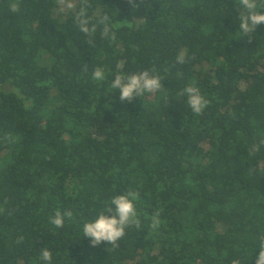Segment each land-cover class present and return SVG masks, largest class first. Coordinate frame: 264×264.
<instances>
[{"label":"trees","instance_id":"trees-1","mask_svg":"<svg viewBox=\"0 0 264 264\" xmlns=\"http://www.w3.org/2000/svg\"><path fill=\"white\" fill-rule=\"evenodd\" d=\"M18 3L13 14L0 0V264H45V247L51 264H255L264 146L248 149L264 140V24L239 36L235 0H92L134 27L90 45L54 0ZM144 69L166 96L121 103L115 75ZM189 84L210 102L200 115L178 95ZM129 191L141 228L91 246L83 223ZM58 209L72 212L62 229Z\"/></svg>","mask_w":264,"mask_h":264},{"label":"clouds","instance_id":"clouds-1","mask_svg":"<svg viewBox=\"0 0 264 264\" xmlns=\"http://www.w3.org/2000/svg\"><path fill=\"white\" fill-rule=\"evenodd\" d=\"M238 5L239 12V36H248L251 39L257 27L264 24V13L259 10L264 9V0H235ZM127 3L136 8L145 5V0H127ZM92 0H54V11L58 16L71 15L79 32L84 34L88 40L87 43L94 45V37L99 31L100 37L106 41L112 42L116 39V33L122 28H133V19L123 22H113L110 15L106 12H92ZM8 9L11 13L19 11L18 0H9ZM135 21L139 22L140 19ZM238 36V37H239ZM187 50L181 49L176 55V63L184 64L187 62ZM194 58V57H193ZM87 71V68H85ZM92 79L103 82L107 79L105 70L97 66L92 72ZM163 76L156 73L155 69H144L139 72L130 74H117L111 81L110 87L117 90L121 103H132L135 98L144 96L145 94L164 93L166 96L165 86L162 84ZM179 96L186 97V102L191 111L200 115L204 112L210 103L200 89L192 84L183 88ZM10 141V138H6ZM261 146H264V140L253 143L249 146L248 155L256 157L260 152ZM255 171V167H253ZM138 193L126 192L124 194L112 197L111 205L106 211L100 212L96 218L87 220L82 225L83 237L89 239L91 246L96 247L102 243L111 245V248L119 247L125 234L126 229L135 227L141 228V220L138 218L136 201ZM7 201L5 200V204ZM3 208L0 207V211ZM71 211L61 212L59 209L54 216L50 217V223L57 229H62L65 224V218H71ZM160 213L153 215L150 222V228L155 231L160 227ZM22 240V238H20ZM257 246L259 247L258 256L255 264H264V235L258 238ZM40 259L45 264H51L52 253L45 247L40 251ZM231 264H240L238 259H233Z\"/></svg>","mask_w":264,"mask_h":264}]
</instances>
